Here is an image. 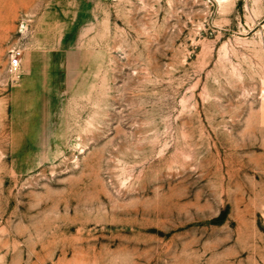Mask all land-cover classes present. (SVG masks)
<instances>
[{
  "label": "rangeland",
  "instance_id": "rangeland-1",
  "mask_svg": "<svg viewBox=\"0 0 264 264\" xmlns=\"http://www.w3.org/2000/svg\"><path fill=\"white\" fill-rule=\"evenodd\" d=\"M0 264H264V0H0Z\"/></svg>",
  "mask_w": 264,
  "mask_h": 264
},
{
  "label": "built area",
  "instance_id": "built-area-1",
  "mask_svg": "<svg viewBox=\"0 0 264 264\" xmlns=\"http://www.w3.org/2000/svg\"><path fill=\"white\" fill-rule=\"evenodd\" d=\"M22 61V49L20 47H14L10 51V71L14 74H18L21 68Z\"/></svg>",
  "mask_w": 264,
  "mask_h": 264
}]
</instances>
